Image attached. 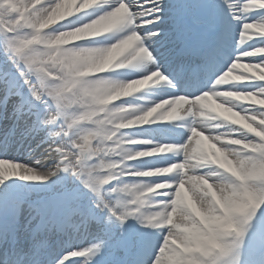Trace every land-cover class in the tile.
<instances>
[{
    "label": "snow or ice",
    "instance_id": "6c2138e0",
    "mask_svg": "<svg viewBox=\"0 0 264 264\" xmlns=\"http://www.w3.org/2000/svg\"><path fill=\"white\" fill-rule=\"evenodd\" d=\"M0 264H264V0H0Z\"/></svg>",
    "mask_w": 264,
    "mask_h": 264
},
{
    "label": "bare ground",
    "instance_id": "6f19581e",
    "mask_svg": "<svg viewBox=\"0 0 264 264\" xmlns=\"http://www.w3.org/2000/svg\"><path fill=\"white\" fill-rule=\"evenodd\" d=\"M255 31H256L255 29L252 30L253 33H254ZM250 35H251V33H250ZM241 71H242V70H241Z\"/></svg>",
    "mask_w": 264,
    "mask_h": 264
}]
</instances>
